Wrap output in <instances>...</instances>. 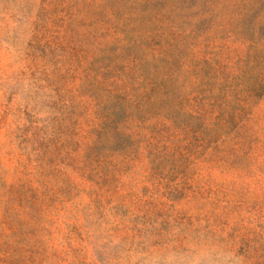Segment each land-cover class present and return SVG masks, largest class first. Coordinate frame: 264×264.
I'll use <instances>...</instances> for the list:
<instances>
[{
  "label": "rangeland",
  "instance_id": "374dc122",
  "mask_svg": "<svg viewBox=\"0 0 264 264\" xmlns=\"http://www.w3.org/2000/svg\"><path fill=\"white\" fill-rule=\"evenodd\" d=\"M0 264H264V0H0Z\"/></svg>",
  "mask_w": 264,
  "mask_h": 264
}]
</instances>
